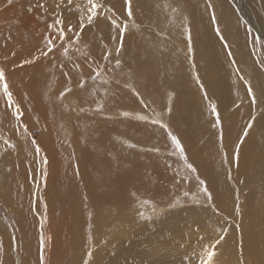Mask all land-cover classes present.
Here are the masks:
<instances>
[{"label": "rangeland", "instance_id": "rangeland-1", "mask_svg": "<svg viewBox=\"0 0 264 264\" xmlns=\"http://www.w3.org/2000/svg\"><path fill=\"white\" fill-rule=\"evenodd\" d=\"M167 1L155 0L151 2V8H145V2H142L140 8L133 9L132 18L125 21L119 11L113 10L114 6L120 10L116 0H92L91 4L89 0H12L11 3L0 0V70L5 75V79L0 81V180H6V186L10 187L7 191L11 193L5 200L3 197L8 192L0 191V198H3L0 199V222L6 223L8 228L11 226L9 214L3 212V207L9 208L10 214L19 216L15 203L17 192L19 199H27L34 219L36 216L39 219L38 228H43L39 240L48 247L40 264L60 261V264H69L67 256L71 244L75 242V235L68 234L69 228L61 224L64 227H61L63 238L60 239V233L52 229L54 226L51 223V228L47 225L51 216L62 215L60 207L50 206L47 192L55 179L59 178L58 169H62L64 175L54 188L64 189L63 194L69 195V185L78 173L82 174L81 165H87L80 158L79 139L83 137L88 144L90 131L96 139L90 142L92 149H95L97 141L98 146L108 148L104 153L100 150L95 153L101 163L108 164L112 160L124 162L128 156H137L134 158L135 164L139 163L141 169L153 172L160 181L154 178L150 186L148 179L142 183L138 175L131 172V179L119 197L124 202L119 203L115 199L101 202L104 209L116 206L114 209H119L122 222L118 225L116 236L113 234L110 240L103 238L95 243L94 264H206L209 252H214L211 261L224 255L225 259L221 260L224 264L249 263L250 254L245 253L243 248L241 250L237 239L241 242L240 238L244 236L240 231L241 222L245 218V203L250 201L251 187L240 186L225 150L214 153V163L209 165L202 156L194 159V151L177 128L182 121L192 120L191 105L182 108L179 91L188 92L195 83L191 73L186 71L187 61L196 69L193 70L194 77L201 79L208 72L207 85L211 86L212 93L221 89L217 77L222 72L220 65L227 63L228 59L227 55L222 54L220 61L205 67L208 54L215 51L212 39L225 52V42L228 49L231 46L229 37H233V40L236 37L237 42L245 36V43H254L264 54V8H261L260 0H219L223 14L240 29L233 28L236 31L229 33L233 36H228V33L222 35L223 40L217 33L207 36L208 48L204 41L195 44V39H191L188 24L196 22L189 19L187 12L190 0H176L179 4L174 2L173 17L154 19L158 6ZM93 4L97 6L96 12L89 23L87 17L92 15ZM184 5H187L185 10ZM128 9V6L124 9L122 6V11L127 12ZM58 20L62 23H57ZM114 21L120 26L114 29L116 39L118 33L119 39L122 38L123 32L138 40L139 37L133 35L138 31L149 42L163 45L170 54L167 76L176 71L174 52L182 54L185 67L180 70L178 78L162 84L152 80V67L158 61L153 55L147 64H142L141 76L137 74L138 64H126L116 52L105 58L110 52L103 50L104 38L98 37L99 50L93 42L96 33L99 35L100 27L107 30ZM69 27L72 31H68ZM61 30L65 32L64 37L59 35ZM49 39L53 41L54 48L45 56L43 53L47 51ZM119 44L123 49L124 45L121 47ZM117 61L120 62L119 66ZM41 63L46 64V73L51 69L56 72L57 78L64 79L65 84L62 83V87L57 89V99L52 102L58 108V100L61 101L66 107L61 106L63 113L48 108L47 103H44L46 112L40 108L43 96L32 88V84L36 81L35 75L41 72L35 67ZM128 65L131 69L127 68ZM5 84L12 94L11 100L4 92ZM171 95H175L171 104L174 107L167 101ZM207 96L204 98L200 128L193 134L194 140L199 143L202 138L209 146L216 144L222 147L223 118L229 111L224 109L220 112V101L214 97L211 99L209 91ZM212 104H215L221 121L215 127L216 115L211 112ZM69 112L70 115L66 116ZM140 116L145 119H140ZM157 119L163 120L161 122L166 127L153 123ZM172 135L181 142L183 156L172 143ZM37 147L39 152L36 151ZM138 156H142V159ZM74 157H77L76 160ZM189 164L195 171L188 167ZM19 169L22 170L20 188L23 191L16 189L15 182L18 180L14 175L19 173ZM143 189L155 197L146 196ZM71 212L75 215L73 208ZM65 214L68 215L67 210ZM221 236L224 238L217 244ZM36 238L38 240V235ZM15 244L13 238L0 236V264H18L13 254L21 255L22 251L15 250Z\"/></svg>", "mask_w": 264, "mask_h": 264}, {"label": "bare ground", "instance_id": "bare-ground-1", "mask_svg": "<svg viewBox=\"0 0 264 264\" xmlns=\"http://www.w3.org/2000/svg\"><path fill=\"white\" fill-rule=\"evenodd\" d=\"M154 1L155 0H130L131 13H133V9L136 7L140 8L142 2H145V6H142L145 8H151V2ZM190 1L191 3L189 5V10L187 9V12L190 15L189 19H191V21H195L196 24H192V22H190L188 24V28L190 27L192 35L191 39H195V44H197L198 41H204L205 45L210 48L207 36L211 37L217 33L215 31L217 25L219 26L222 35L228 33V36H233V34H229L230 31L233 28L240 29L238 26L236 27L231 23L232 20H229L227 15L223 14L224 12L218 4L219 0ZM116 2L120 10L116 6H114L115 8H113V10L115 12L119 11L118 13L125 19V21L132 18V15L129 16L127 13L129 9L127 12L124 10L122 11V6L123 9L127 6L129 7L125 0H116ZM174 2L176 3L178 1H167L166 3L161 4V7L158 6L154 19L156 20L160 17H171V15L173 17L174 6L176 7ZM209 3L212 5V7H209ZM260 3L262 4L261 8H264V0H260ZM178 4L179 2L177 5ZM186 7L187 5H184L183 10H185ZM213 15L216 18L215 23L212 21ZM103 20L104 22L105 20L107 21V19H102V21ZM107 24H109V22ZM116 24L118 25V23L115 21L114 23L109 24V28L107 27V30H102L100 27L98 33L99 35L96 33V37L94 38L95 42L92 41L96 45L97 49L98 45L100 44L98 42V37L101 36L104 38L103 43H105L103 45V50L110 52L111 55L114 54L113 52H116L117 55H119V57H121L126 62V64L129 62L138 64L137 74L139 76H141L143 72L144 66L142 64H147L151 55H153L154 57L158 58V61L157 64L152 67V80L162 84L166 81L170 82L178 78L180 70L185 67V59L183 58L182 54L178 53L177 51L174 52V69L176 71L167 76V69L170 68V63H168L170 54L164 50L163 45L154 41H151L152 43L149 42L146 38H143L144 36L142 37L144 34L138 31V34H133L134 37H139L138 40H134L132 35H127L124 33L120 39V33H118V39H116L114 35V29L120 28V26L118 25L117 27ZM255 24L257 25V22ZM239 25L241 26V24ZM236 29L234 30L236 31ZM232 31L231 33H233ZM236 33L240 35L238 32ZM126 35L127 37L124 39ZM93 36H90L89 38ZM238 37L240 38V36ZM244 37L239 39L237 42L235 40L236 37L234 39L235 41L232 39L233 37H229L231 46L229 49L226 47L225 52H223L222 46L218 44L215 39H212L215 44V51L208 54L205 67L216 64L218 61H220L222 54L227 55L228 59L227 63L220 65L222 72L221 75H218L217 79L218 85L221 89L215 93H212L211 86L207 85L208 72L205 75H202L201 79L199 77L198 81L197 77L193 76V70H196L195 67H193L187 61L186 71L191 73V79H193L195 83L190 91H179V97L182 98V103H180L183 109L191 105L192 120L182 121L181 125H178L177 128L181 137L194 151V159H196L198 156H202L206 162V165H209L214 163V159L212 160V155L214 153L221 151V149L225 150L229 160L232 162L231 167L234 177L239 180L240 186L243 187L245 185H249L251 187L249 193L250 201L245 203L243 210L245 218L241 222L240 231L243 232L244 236L240 238L241 242L237 239V243L240 245L241 250L243 248L245 253L250 254L248 264H264V54L253 42H251L253 44L247 42L245 43L246 38L244 39ZM118 42L124 45L123 49L120 48V44ZM237 46L239 47V50L237 49ZM118 48L120 49L119 52H117ZM45 65L46 64L41 63L35 67L41 72L40 74L37 73L35 75L34 78H36V81L32 84V88H34L36 92H39L43 96V103L40 104V108L45 111L46 104L44 103H47L48 108L57 110V113H63L61 111V106L66 108L64 104L58 100L59 107L57 108L52 102H54L56 98L57 89L62 87V83L65 84L64 79L62 77L57 78L56 72L52 71L50 68V70L46 73ZM127 68L131 69V66L129 67L128 65ZM43 72H45V74H43ZM201 84L203 85V88H201ZM249 85L255 94V103H252V97L248 95ZM134 90L136 91V87H134ZM208 91L210 93L211 99L214 97L213 99L220 101V112H222L224 109L229 111V113L223 118L222 132L224 145L222 147H219L216 144L209 146L205 144L204 141H202V138L200 139L199 143H196L194 140L193 134L198 132V129L201 125V115L205 105L204 98L205 95L207 96ZM171 97L172 95L167 99L170 105L172 104V100H174L175 95H173L172 99ZM174 102L176 105V100ZM70 113L71 112H69L66 116L70 115ZM44 116L48 118L46 114H44ZM61 118H63V116ZM249 124L252 125L251 128L247 127ZM245 131H247V135L244 134ZM81 139L82 140L79 139V154L80 158L85 160L87 165H81L83 167V172L82 174L78 173L76 178L73 179V182L69 185L68 196L63 194L64 189L54 188V185L56 182H58V179L60 180L64 175L62 169H58L59 178H56L53 182L50 191L47 192V198L51 207L61 208L62 215L59 217L51 216V219H49V223L47 225L50 227L51 223V225L54 226L52 229L54 232L60 233V239L63 238L61 235V230L63 229H61V227H64L61 224L69 228L67 231L68 234L72 235L74 233L75 242L71 244L70 253L67 256L70 260L69 264H85L86 261L87 264H94L95 243L103 238L110 240L113 234L116 236L117 232L119 231L118 225L122 222V220H120L119 209H114L116 206L104 209L101 205V202L107 201L109 199H115L117 202L119 201V203L122 202L119 197L123 195L124 189H126L127 183L131 179V175H129L131 172L137 174L140 178V182L142 183H146V179H148L147 183L150 186L153 185L152 179L155 178L158 180L159 177L155 176L153 172H148L146 169H141V167L138 165L139 163L135 164L136 159L134 158L137 156H134L133 158L128 156L124 162H121L120 160H112L109 163L107 161L108 164H105L106 162L101 163L100 160H97V154L95 153L98 150L104 153L108 148L102 145L98 146L99 142L97 141L95 149H92L90 142L94 140L96 141L92 131H90L88 144L83 137ZM140 143L144 144L145 142ZM238 145L239 149L237 151ZM225 147L228 149V151H226ZM234 156L238 158L234 159ZM141 157L142 156H138L139 159H142ZM81 164L83 163L81 162ZM65 170H68L69 172V169L65 168ZM76 171H78V167L76 168ZM18 172L19 173L14 175L15 180H18V182H15L17 191L18 189L22 190V170L19 169ZM143 179H145V182ZM5 181L0 180V191L7 193V190L10 187L6 186ZM158 182L160 181L158 180ZM144 192L146 196L155 197L148 191L144 190ZM10 194L11 193L8 192L3 198L6 200L8 197H10ZM18 195L19 194L17 192V195L15 196V203L20 212L19 216L10 214V209L3 207V212H5V214H9L8 218L10 220L11 226L7 225L9 226L8 228L5 226L6 223L0 222V236L5 238H13L16 241L15 250L22 251L21 255L17 253L15 256V253L13 254V258L18 260V264H40L41 260L42 262L44 261V255L48 249L44 242L39 240V236L40 233L43 232V228H38V218L36 216V220L34 219L35 215L31 213V209L27 206V199H24L25 201L19 199ZM34 200L35 198H33V201ZM71 208L74 209L75 215L71 212ZM66 210L68 215L65 214ZM236 231L237 229L235 232ZM35 232H37L38 240L36 238L37 235L35 236ZM39 245H41L42 248ZM89 253H91V256H89ZM224 259L225 256L223 255L221 259H217L216 261H214V259L210 262L208 260L206 264H211L213 262H215L214 264H224L221 263V260ZM60 263L57 262L56 264ZM231 264L235 263L232 262Z\"/></svg>", "mask_w": 264, "mask_h": 264}, {"label": "snow or ice", "instance_id": "snow-or-ice-1", "mask_svg": "<svg viewBox=\"0 0 264 264\" xmlns=\"http://www.w3.org/2000/svg\"><path fill=\"white\" fill-rule=\"evenodd\" d=\"M8 2L11 3L12 0H8ZM125 2H126V4L129 5L128 15L131 16L132 13H131V10H130V0H125ZM89 3L91 4V3H92V0H89ZM41 6H43V5H41ZM96 7H97V6L93 4V6H92V8H91V13H92V15H89V16L87 17L89 23L92 22L93 15H94L95 12H96ZM209 7H212V5H211L210 3H209ZM215 19H216V18H215V16L213 15V16H212V21H213V23H215ZM57 23H62V21H59V20H58ZM126 27H127V26L125 25V30H126ZM68 31H72L71 27L68 28ZM215 31L217 32L218 36H220V38L223 40L224 38H223V36H222V34H221V32H220V28H219L218 25L216 26ZM59 35H60V37H64V36H65V32H64L63 30H61L60 33H59ZM122 36H123V32H121V37H122ZM224 46L227 47L226 42H225V45H224ZM121 47H122V44H121ZM53 48H54L53 41H51V40L49 39V40L47 41V51L44 52L43 55L47 56L49 52L53 51ZM119 51H120V49L118 48V49H117V52H119ZM65 54H67V49H65ZM109 55H111V53H107L106 56H105V58H107V56H109ZM229 55H230V53H229ZM24 63H32V61H24ZM116 63H117V66H119V63H120V62L117 61ZM4 79H5L4 72H3V70H0V81H2V80H4ZM197 80L199 81V77H197ZM81 86H83V85H81ZM201 88H203V85H202V84H201ZM69 91H71V90L69 89ZM4 92L7 94L8 99L11 100V99H12V94H11V92L8 90V87H7L6 84H5V86H4ZM62 95H63V93H62ZM248 95L252 97V103H255V102H256L255 94H254V92H253V90H252V88H251L250 85L248 86ZM205 98H207L206 95H205ZM211 112H212L213 114L216 115V124L213 125V126L215 127L217 124H220V122H221L215 104H212V105H211ZM17 113H19V108H18V107H17ZM124 115H128V113H124ZM139 118H140V119H145V117H143V116H140ZM153 123H160L162 127H166V125H163L162 122L159 121V120H154ZM251 126H252V125L249 124L247 127H248V128H251ZM25 128H27V126H25ZM244 134L247 135V131H245ZM170 135H171V134H170ZM171 139H172V143L175 145V148L178 149V150H180V153H181V155L183 156V155H184V150H183V147H182L181 142L179 141V139H178L176 136H174V135L171 136ZM13 147H14V146H13ZM238 149H239V145L237 146V151H238ZM36 151L39 152L40 149L37 147V148H36ZM233 158H234V159H237L238 157L234 156ZM188 167L191 168L192 171H195V168H193V166H192L191 164H189ZM201 183L203 184L204 182L201 181ZM205 191H207V189H205ZM210 198H211V197H210V195H209V199H210ZM237 211H238V209H237ZM223 238H224V237L221 236L220 239H218V240L216 241V243L219 244L220 241H221ZM213 255H214V252H209V253H208V260H209V262L211 261ZM89 256H91V253H89ZM85 264H87V261L85 262ZM202 264H203V262H202Z\"/></svg>", "mask_w": 264, "mask_h": 264}]
</instances>
